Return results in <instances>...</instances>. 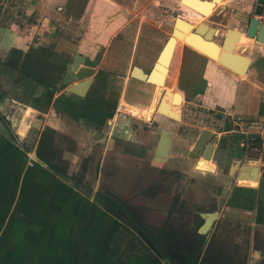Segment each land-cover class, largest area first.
I'll list each match as a JSON object with an SVG mask.
<instances>
[{
    "label": "crops",
    "instance_id": "0c3cea01",
    "mask_svg": "<svg viewBox=\"0 0 264 264\" xmlns=\"http://www.w3.org/2000/svg\"><path fill=\"white\" fill-rule=\"evenodd\" d=\"M258 15L255 16L264 23ZM38 25V22L22 18L20 22L11 21L8 26L0 27V40L6 43L2 48L3 55L10 54L16 59L15 62L3 57L0 74L5 66H9L32 78L24 79L21 91L18 90L16 98L6 103L5 115L0 117V264H154L152 246L160 251L142 230L146 239L138 237L139 241L132 242L130 246L119 244L113 247L114 242L109 239L111 234L114 235L124 225L132 229L122 217L131 221L124 212L114 213L105 205L90 209L94 193L100 189L99 184L108 179L104 169L114 166L120 156L110 145L118 115L114 110L115 102L111 101L113 97L105 99L107 90H99L98 93L101 86L94 81V77L101 73V63L98 62L89 75H79L78 71L84 67H77L74 80L91 77L86 93L103 98L92 100L69 91L61 76L72 65V57L76 53L71 55L69 64L62 66L60 43L50 45V29L32 31ZM7 30L16 32L14 36L11 34L10 41L4 34ZM119 30L120 27L116 33ZM116 33L114 31L111 36ZM259 42L250 38L243 49L249 58L243 75L209 57H206V64L202 59L201 63L191 64L199 84L195 86L194 97L199 101L206 99L208 108L222 111V128L209 127L216 137L211 159L215 169L202 171L205 177L209 174L215 176L222 173L221 166L222 174L227 178L217 182L218 185H227L228 193L218 214L222 225L216 226L214 231L220 233L221 229L226 228L227 231L228 228L240 232L241 240L231 241L240 250L239 263L235 264H264V42ZM79 54L85 56L84 53ZM59 66H62V71L58 70ZM0 77L6 80L4 76ZM187 78L192 77L188 75ZM91 90L95 93L92 94ZM104 101H107V106ZM28 107L32 110L26 114ZM104 121L108 123L100 137L97 124ZM10 125L19 139L9 130ZM46 129L55 137L49 159L59 170L48 167L41 158L34 156L35 141ZM58 135L73 142L74 148L60 147ZM28 139L34 142H22ZM110 153L113 163L107 157ZM126 157V166L128 164L130 170L140 167L136 164V157ZM91 164L96 178L94 189L89 192L78 180L89 179ZM243 164L251 165L244 169L246 180L252 179L249 174L256 167V184L238 183ZM233 166L235 168L231 171ZM191 171L199 172L195 163ZM31 179L38 184L42 194L36 211L28 214L20 210V204ZM131 180L121 181H125L124 186H127ZM123 199L130 200L126 195ZM169 246L163 245L166 251ZM162 259L163 264L172 262L167 253Z\"/></svg>",
    "mask_w": 264,
    "mask_h": 264
},
{
    "label": "rangeland",
    "instance_id": "374dc122",
    "mask_svg": "<svg viewBox=\"0 0 264 264\" xmlns=\"http://www.w3.org/2000/svg\"><path fill=\"white\" fill-rule=\"evenodd\" d=\"M256 3L257 0H221L216 4L212 12L203 18L198 12L183 5L180 0H0V27L8 26L11 21L20 22L22 18H25L26 20L39 23L38 27H33L32 31L40 29L42 31L45 28L46 30L50 29L51 40L48 39V41L51 46L60 43L59 49H62V52H60L63 62L62 66H65L69 64L68 62L73 53H84L87 55L89 61L96 54L97 58L95 60H97L100 56L98 53H101L106 45L108 46L109 38L112 37L111 35L114 31L115 33L117 32L119 27V32L125 35L123 37V42H125L123 46L125 48H129L133 42L128 39L130 37L129 34L141 32L148 36L145 39L147 49L150 51L152 49V55H155L167 35H170L173 20L177 15L190 20L192 23L203 20L208 25L216 27L218 32L214 35L213 39L220 43L227 26L243 28L245 22L253 15H256L254 12ZM240 7H243L245 10H242ZM258 16L264 21V4L263 14ZM111 20L114 21L111 22ZM30 24L29 28L32 27ZM14 33H16L15 30H7L4 34L9 37L8 40L10 41L15 35ZM144 37L143 35V39ZM196 37L198 36L194 38ZM156 40H159L158 43ZM3 43L0 40V62L4 59L3 57L5 59H13L16 62L15 57L10 54L3 55L2 48L6 45V43ZM247 43L240 42L237 45L236 51L244 54L243 49ZM13 47L10 49V52ZM188 47V43L176 45L169 65V71L163 81L165 85H156L153 92L155 93L154 102L158 100L166 89L179 90L178 92L181 91L184 95L183 101L178 106L181 115L180 120L162 117L158 126V128H166L174 133V137L185 139L181 141L184 153L187 152V149L201 128H222L220 122L222 111L218 108H208L206 105H209V102L206 99L199 101L198 98H195L194 95L196 93L189 84V78H187L188 75L189 77L194 75V81H196L194 86L198 84L197 74L193 73L191 64L192 62L201 63L200 59L206 64L205 61H207L206 57L208 56L192 47ZM148 50L147 52H149ZM124 58L126 59V57ZM96 64L94 61L93 66H90L92 69L87 70V75L92 74L91 71L95 69L93 67H96ZM204 64H201L202 67H204ZM62 66H59L61 67L58 69L59 71L63 70ZM86 66V64L83 65V67ZM4 70V73L16 75L17 79L24 74L9 66H5ZM183 75L186 81L182 79ZM120 80L122 81V78ZM148 86L150 89L153 87L152 80L149 81ZM163 96L164 93L161 98ZM2 100L3 98L0 99L1 104ZM9 130L18 138L19 135L16 134L13 126L10 125ZM46 132L48 135H52L49 130H46ZM212 133L210 141L215 142L216 137L214 132ZM57 138L60 147L74 148L70 140L59 135ZM29 140L31 139L27 141L23 140L22 142L26 144L31 143ZM110 154L107 157L109 162L113 163L112 153ZM184 160L186 161V169H190L191 171L194 160L187 157ZM90 169L92 170V168ZM196 173L199 174L198 176L205 177V174H201L203 171ZM209 175L210 177L214 176L212 174ZM215 176L217 177L216 179H200L202 181L200 183L203 184L207 180L206 183L214 182L215 184L216 181V185H218L217 182L221 183L224 181L222 179L227 180L226 176L222 173H217ZM116 181L117 179H104L102 185H112ZM155 181L156 179H133L130 181V184L123 186L120 190L122 194L130 198V202L132 201V203L136 204L137 209L134 210L135 216H133L135 227L131 229L121 224L124 227L109 237L114 242L113 247H117L119 244L125 246L129 244L130 246L132 242L139 241L140 238L138 237L142 239L148 238L149 235H146V238L143 236L141 232L142 227L149 230L150 234H158V228L167 220L168 222H166L163 232L170 244L167 254H171L180 263L184 262L185 250H189L190 253L198 251L196 264L239 263V246H236L231 241L239 240L241 234L228 228L226 231L224 226L222 228L225 229H218L220 233H215L214 228L222 225L220 218H218L220 215L211 218L212 227L205 234L204 238L200 239V237L193 233V230L199 228L198 226L203 223L204 218L200 216V212L204 213L208 210H216V198L220 194L221 184L217 187L216 185L213 187L212 184L210 192L204 191L205 188L202 186L200 189L196 188L200 192L197 196L196 194L192 195L194 192L191 186L192 179H181L177 181V186L174 185V181L171 182L173 183L172 185L167 182L166 184H170L168 185L169 189L163 190V194L145 196V191ZM101 190L106 191L104 189ZM176 190L181 191L184 196L180 197L179 195L177 199H175L176 197L172 198L173 195L171 196V193H176ZM204 192H206V196H204ZM167 212H170V214L172 212V217L166 218ZM181 217L187 220H182L183 218ZM126 225L128 226V224ZM182 227L185 229L191 228L182 230ZM160 248L163 249L164 247ZM152 249L155 255L154 264H163V256L153 246Z\"/></svg>",
    "mask_w": 264,
    "mask_h": 264
},
{
    "label": "flooded vegetation",
    "instance_id": "af4514ba",
    "mask_svg": "<svg viewBox=\"0 0 264 264\" xmlns=\"http://www.w3.org/2000/svg\"><path fill=\"white\" fill-rule=\"evenodd\" d=\"M180 1L182 2V0ZM182 4L185 5L183 2ZM262 12H263V8H262ZM177 16H175L173 20L171 31H172V28L174 27L175 19ZM179 17L184 19V17L182 16H179ZM201 22H204V21H198L196 25H198ZM204 23L207 24L206 22ZM207 26H210V25L207 24ZM198 33L202 34L200 32ZM120 34L121 33L118 32L112 37H110L111 39L109 38L108 46L106 45L103 48L102 52L98 53L100 56L98 55L99 58L97 60H95L97 58L96 54L93 56V58L90 61L86 54L85 56H82L80 54L81 57H77V56L76 57H77V61L79 64L78 67L83 66L84 64H86L88 67V68L84 67L80 69L78 71V74L79 73L83 75L87 74V70L92 69L90 66H93L94 61L96 63L98 62L101 63V67L99 69L101 73H99L97 76L94 77L95 84H99L101 86V88H98L97 91L99 93V90H102V91L107 90V93L104 95L106 97L105 99L108 98L111 100L113 97V100L111 101L115 102L114 110H116L118 113L116 120L114 122L113 133L111 135V138L113 139V141L111 142L110 145L115 150V152L118 153V155L120 154V156H119V159L115 160L114 166L112 165L104 169L105 177L107 175L108 179H117V181L113 183L112 185H107V186L102 185L103 183L99 184L100 189L94 193L95 199L91 201L90 209L92 207L94 209L98 205H105L113 209L115 212H121V211L124 212L127 215V217L132 222H134V218H133V216H135L134 210H136L137 207H136V204L132 203V201L130 202L128 200L123 199L125 195L122 194L120 190L125 185V183L121 181L122 179H132V180L133 179H156V181L152 183L150 187H148V189L145 191L144 193L145 196L146 195L147 196H157L158 194H163L164 193L163 190L169 189L168 188V185H170L169 183L174 181L173 182L175 183L174 185L177 186V181L178 180L180 181L181 179H192L191 186L194 190L192 195L196 194L198 196L200 192L197 191L196 188L200 189L201 186L205 188L204 191L210 192L211 187H212L211 185L213 184V187L215 186L214 182L206 183L207 180H205V183L202 184L200 183L202 182L200 179H216L217 177L216 176H213V177L198 176L199 175L198 173H194L190 171V169L189 170L186 169V166H185L186 161L184 160V158L187 157L188 159L194 160L197 171L201 172L202 170H205L204 168L201 167V165L208 167L207 162H210L214 166V163L211 161V159L213 158V152H214L215 146L213 148L211 157H206L202 155L201 150L195 147V142L201 130L203 128H206V127H203L198 131V134L196 135L192 144L187 149V152L184 153L183 147H182L183 143L181 141H184L185 139H180V137H174V133L170 132L166 128H162V127L158 128L159 122L162 117H168V118L180 120V116H181L180 112L178 116L179 118L178 117L176 118L175 116H171L170 114H166L160 110L162 106L164 107V109L168 108L167 103H164L163 99L161 98V96L163 95L165 91H163L162 95H160L158 100L154 102L155 93L153 92H154L155 86L158 85V83L150 78V75H151L150 71H152V69L156 67L157 60L160 54L159 51H161L160 49L166 43L169 35H167V37L165 38L158 52L155 55H152V52H151L152 49L150 51L147 49V46H146L147 44H146L145 39L148 37L146 36V34H142L141 32H138V33L134 32L132 34H129L130 37H128V39L133 41L132 42L133 46L131 44L129 48H125L123 46L125 43L123 42V37L125 35L124 33H122L121 35ZM143 35L145 36L144 39H143ZM159 40H156V42L158 43ZM214 41L216 42V40ZM147 50L149 52H147ZM76 54H79V53H76ZM75 55L74 57H72V65L76 59ZM172 56L173 54L171 55L170 59H172ZM124 57H126V59ZM170 62L171 60H169V65H170ZM68 69L65 74H67ZM135 69L141 71L142 75L139 76V75L134 74ZM4 72L0 74L1 76H4V78L7 79V80L5 79L3 80L0 77V99L3 98L2 104L0 103V117L2 115H5L4 109L7 105L6 103L10 102L12 98L14 99L16 98V93L18 90L21 91L22 82L24 81V79L32 80V78H26L27 77L26 74H23L17 79L16 75L14 76V75H10L9 73H4ZM74 73H75V76L73 79H71L68 82L63 81V84L66 85L67 87L71 83L88 78V77H84L81 79L79 78L80 80L76 81L74 80L76 79V73H77L76 70L74 71ZM69 76L71 77V75ZM61 77H63L64 79L65 75L64 76L62 75ZM147 77L149 78L147 79ZM183 77L184 75L182 76V79L185 80V78ZM120 78H122V81L120 80ZM125 78H128V79L126 80ZM151 80L153 81V87L150 89L148 86V83ZM194 80H195V76L192 75V78L189 79L188 81H189L190 86L195 91L196 87L194 85L196 84V81ZM91 93L92 94L95 93L94 90ZM81 96L91 98L92 100L97 99V98L100 99L104 97V96H98L96 94L91 97V96H88L87 93ZM6 97H7V102H6ZM17 98H20V96H18ZM183 99H184V96H183ZM104 104L107 106V101L106 102L104 101ZM31 110L32 109L28 107L26 114H28ZM78 118L77 120H79ZM107 123H108L107 121H104V122H99V124H97V128H98L97 133L101 134L100 137L103 136L102 129ZM206 129H209V128H206ZM46 130H44L42 135L39 137V140L35 141L36 142V152L34 156L41 158V160H43L48 165V167L53 168L55 170H59V168L53 165L49 159L50 158L49 156H51L50 150L52 149L54 145L55 137L52 132H51L52 135H48ZM211 135L212 134L210 130V135L207 141L214 144L212 141H210ZM30 142L33 143L34 142L33 139L30 140ZM191 153L197 154V156L191 155ZM126 156L136 157V159H138V162L136 164L137 166L140 165V167H138L139 169L135 168L133 170H130L127 167L129 165L127 164L126 166L125 160H128ZM93 158L91 159L92 161H93ZM234 168H235L234 166L231 167V171H233ZM214 169H215V166L213 169L211 170L206 169L205 171H214ZM220 170L222 173H224L223 167L220 166ZM90 173L91 174H90L89 179H79L78 180L79 182H81V184L84 185L86 190L89 192L93 191L94 189L93 186L95 185L94 181L96 178L91 169H90ZM237 179H238V183L242 185L256 184V180H257V179L246 180L247 178L239 179L238 177ZM72 180H76V179H72ZM167 182L169 183L166 184ZM173 183H171V185ZM224 187H227V185H224L221 187L219 196L221 195ZM101 189H104L106 191H102ZM175 192L176 193L174 192L171 193V196L173 195L172 198L176 197L175 199H177L178 198L177 196L179 195L180 197H182L183 193L181 191L176 190ZM204 196H206V192H204ZM181 200H185V199H181ZM214 211L215 209L205 211L204 213L200 212L204 220L206 219L207 221L204 224H200L198 226L199 228H196L195 230H193L194 235L196 234V236L200 237V239L204 238L206 232H208L210 225H211V224L209 225V223L211 221V218L214 216ZM172 212L171 214L170 212H167L166 218L172 217V214H173ZM181 218H183L182 220H187L184 217H181ZM166 222L168 221L165 220L164 224L160 225V228H158V231H159L158 234H152V233L150 234L149 230L143 227L141 229L145 235L147 236L149 235L148 238L154 244V246H156V248L159 249L162 256H166L168 249L166 251L165 247L163 249L160 247H162L164 244L170 245L168 243V238L163 233ZM190 228L191 227L187 229H190ZM181 229L187 230L183 227ZM184 254H185V257H184L183 263L182 262L180 263L178 259L173 260L172 259L173 256L169 254L168 256L171 258V261H172L171 264H179V263L180 264H190L189 262L193 260H194L193 263L196 264L195 257L198 255L197 253H195L193 257L192 255L193 253H190L189 250H185Z\"/></svg>",
    "mask_w": 264,
    "mask_h": 264
},
{
    "label": "water",
    "instance_id": "95a60500",
    "mask_svg": "<svg viewBox=\"0 0 264 264\" xmlns=\"http://www.w3.org/2000/svg\"><path fill=\"white\" fill-rule=\"evenodd\" d=\"M200 1H202V0H200ZM204 1H207V0H204ZM208 2H210V1H208ZM263 4H264V0H257V3L255 4V7H254V12L256 15L262 13ZM206 27H207V24H205L204 22H201L198 25H196L195 27H193L192 23H190L188 20H185V19L177 16L175 19L174 27L172 28V31H171L163 49L165 48L167 43L170 41V39L172 38L173 35H177L179 37V35L183 34L182 31L187 30V29H192L188 33V35H186V37H185L186 39H188V36H190V37L198 36L200 38V40L202 41V43L205 42V44L201 43L200 45L205 46L207 44L206 45L207 47H209V46L213 47V49H211V51H210V53H211L210 56L213 58L216 57V55L218 53V49H219L220 44H221L222 50L219 53L218 62L220 64H222L223 66L227 67L228 69L233 70L234 72H236L238 74L245 73L246 68L248 66L249 58L246 55H244L242 53H238V52L237 53H226V50L229 51L233 48V39L238 37L239 34H241L242 32L245 33V35L247 37L255 38L257 41L264 42V23H262L258 17L253 15L252 17H250L249 20H247L245 22V26L243 27L242 30L239 28L227 27L225 32H224V35L221 39L220 44H218L214 40H212V37H214V35L218 32L217 28L214 26H210L207 28ZM198 32H201L202 34H199ZM163 49L161 50L159 57H160ZM76 56H81V55L76 54L75 57ZM159 57H158V59H159ZM234 60L240 63L239 70H235V65L233 62ZM66 75L67 74H65V77H66ZM65 77L63 79L64 82H66ZM90 82H91V77H88V78H85L83 80L71 83L67 87V89L73 93H77L79 95H84L86 93V90H87ZM209 135H210V130L203 128L201 130L196 142H195V147H197L199 150H201V154L206 156V157H211L212 151L214 148V144L207 141ZM191 155L197 156V154H193V153H191ZM246 167H249V165L243 164L240 169H244ZM227 193H228V187H224L221 195L219 196V198L217 200L216 210L214 211L213 217H216L218 215L219 211H221ZM104 207H106L110 211L114 212V210L111 209L110 207H107V206H104ZM114 213H116V212H114ZM118 216H120V215H118ZM122 217L126 223H128L132 227H135L131 221H129L124 216H122ZM205 221H206V219L203 220L202 224H204ZM210 224H212V222L209 223V225ZM194 252L198 254V251H193L191 253H194ZM197 256L195 257V260H197Z\"/></svg>",
    "mask_w": 264,
    "mask_h": 264
},
{
    "label": "bare ground",
    "instance_id": "6f19581e",
    "mask_svg": "<svg viewBox=\"0 0 264 264\" xmlns=\"http://www.w3.org/2000/svg\"><path fill=\"white\" fill-rule=\"evenodd\" d=\"M208 1H210V2H208ZM208 1H204V0H202V1H200V0H182V2L187 7H190L192 9H194L195 11H197L201 16H203V18L206 15H208L209 13H211L212 10L214 9V7L216 6V4L219 3L221 0H208ZM201 21H203V20H201ZM189 22L192 23L190 20H189ZM197 23H192V25L195 26ZM207 27H210V26H207ZM191 30L192 29H187V30L182 31L183 34L179 35V37L177 35H173L172 38L170 39V41L165 46V48L163 49V47L165 45L164 44L162 46V48L160 49V50L163 49V51H162L159 59L157 60L156 67H154L152 69V71H150L151 72L150 78L153 79L154 81H156L158 84H162L163 81H164L165 76L167 75V72H168V69H169V60H171L170 59L171 58V54H173V51H174V49H175L177 44L188 43V46H189L188 48L192 47L193 49H196L197 51L205 54L209 58H212V59H214L216 61L219 60V53L222 50L221 44L219 43L220 47L218 49V53H217L216 57L213 58V57L210 56V54H211L210 51H211V49H213V47H210V46L207 47L206 46L207 44L205 45L206 47L203 46V45H200L202 43V41L200 40L199 37L194 38V37L188 36V39L185 38L186 35H188V33ZM249 39H250V37H247L245 35V33L242 32L241 34H239L238 37L233 39V48L231 50H229V51L226 50V53H237L238 52V51H236L237 45L240 42H248ZM202 44H204V42ZM160 52L161 51H159V53ZM238 53H240V52H238ZM77 57H81V56H77ZM77 57L75 59L74 64L71 67H69V70H68L67 75L65 77V81L66 82L70 81L75 76L74 71L77 69V67L79 65L78 61H77ZM233 62H234V65H235V70H239L240 63L235 61V60ZM134 74L141 76L142 72L137 70V69H135L134 70ZM240 74L243 75L245 73H240ZM69 75H71V77ZM148 78L149 77H147V79ZM162 99H163L164 103H167L168 108L164 109V107L162 106L160 110L162 112L166 113V114H170L171 116H175L177 118L179 116V112H180V109L178 108V106H179V104L181 103V101L183 99L182 94L180 92H178V91H175V90L166 89ZM207 164H208V167H205L203 165H201V167L204 168L205 170L206 169L207 170H211V169L214 168V166L210 162H207ZM245 165H250V164H245ZM255 168L256 167H254V170H256ZM244 169H246V168H244ZM244 169H240L239 177H238L239 179L246 178L247 174H246ZM254 170L252 171V174H249V176H253L252 179H256V173L254 172ZM205 222H207V221H205Z\"/></svg>",
    "mask_w": 264,
    "mask_h": 264
},
{
    "label": "trees",
    "instance_id": "16d2710c",
    "mask_svg": "<svg viewBox=\"0 0 264 264\" xmlns=\"http://www.w3.org/2000/svg\"><path fill=\"white\" fill-rule=\"evenodd\" d=\"M197 90V88H195ZM42 192L39 190L38 184L32 179L28 182L26 187V192L20 204V210L25 213L33 214L36 211L38 203L40 202ZM93 208V207H92ZM193 257L195 252L192 254ZM193 261H190V264H194Z\"/></svg>",
    "mask_w": 264,
    "mask_h": 264
}]
</instances>
